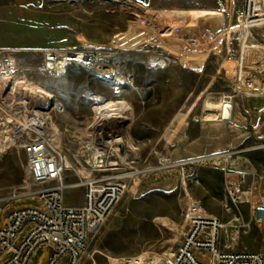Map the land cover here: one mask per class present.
I'll list each match as a JSON object with an SVG mask.
<instances>
[{"label": "rangeland", "instance_id": "1", "mask_svg": "<svg viewBox=\"0 0 264 264\" xmlns=\"http://www.w3.org/2000/svg\"><path fill=\"white\" fill-rule=\"evenodd\" d=\"M242 4L243 0H0V58L12 62L13 79L54 93L65 107L52 117L59 133L55 144L63 149L72 137L85 135L92 115L90 95L98 94L106 106L124 100L120 107L130 111L124 132L141 156V171L92 235L79 264H159L162 254L180 242L193 216L218 215L226 166L247 169V158L254 155L264 163V147L238 152L264 144V99L237 95L232 121L221 124L217 121L223 104L210 106L207 101L237 86L228 51L237 42L235 31L242 28ZM257 26L253 32L264 30V24ZM48 52H80L86 61L98 59L91 65L71 58L64 73L56 69L62 73L58 74L46 67ZM157 56L162 64L154 61ZM255 87L264 93V75L255 78ZM176 140L194 142L200 152L179 160L184 163L178 166H167V158L179 162L165 153L166 143ZM25 160L22 149L9 144L0 131L2 191L20 190L27 179ZM218 188L221 191H215ZM78 193L67 190V198ZM12 205L41 206L30 198ZM242 209L250 219L248 207ZM2 219L0 213V224ZM258 242L259 227L251 221L237 246L256 250ZM49 252V247H39L29 264H45ZM7 256L0 257V264ZM67 258L59 264H66Z\"/></svg>", "mask_w": 264, "mask_h": 264}, {"label": "built area", "instance_id": "2", "mask_svg": "<svg viewBox=\"0 0 264 264\" xmlns=\"http://www.w3.org/2000/svg\"><path fill=\"white\" fill-rule=\"evenodd\" d=\"M239 17L242 28L235 31L237 42L228 51L236 66L237 86L218 94L217 99L208 98L210 106L222 103L231 109L237 95L264 99L255 87V78L264 75V30L251 29L256 22L264 24V0H243ZM45 63L52 70L49 61ZM66 64L61 65L62 73ZM244 68L250 73L244 75ZM13 69L9 59L0 58V131L24 152L27 179L18 192L0 189V257L8 255L1 264H29L41 246L50 248L45 264H59L65 257L66 264H79L90 238L121 200L128 182L141 171L137 166L141 156L122 137L128 120L117 117L113 128L108 123L107 113L120 111L124 100H113L116 110H111L98 94L90 95L92 115L85 135L72 137L71 145L62 149L55 144L58 130L51 126L53 114L64 111L63 103L50 92L47 99L31 104L25 98L28 89H16V83L23 80L13 79ZM219 118L226 120L222 115ZM260 137L264 140V132ZM260 147L264 144L238 152ZM179 163L184 161L169 160L168 165ZM71 189L80 193L69 200L67 190ZM223 191L218 215L193 216L184 239L163 264H264V165L254 170L226 166ZM22 198L38 200L41 206L12 205ZM243 205L250 219L245 218ZM251 221L259 227L256 250L237 246Z\"/></svg>", "mask_w": 264, "mask_h": 264}, {"label": "bare ground", "instance_id": "3", "mask_svg": "<svg viewBox=\"0 0 264 264\" xmlns=\"http://www.w3.org/2000/svg\"><path fill=\"white\" fill-rule=\"evenodd\" d=\"M257 23V22H256ZM254 24L253 26H251V28H253V27H256L257 26V24ZM259 23V22H258ZM258 27V26H257ZM53 55V57H48V55ZM49 54H46L47 55V60L49 61V67H50V69H52V70H55V69H62V66L61 65H64V64H66L67 63V61L68 60H72L71 58H74V59H81L80 61H82V62H85L86 60L84 59V54L81 56V54H80V52H74L72 55H70V54H67V53H59V52H56V53H49ZM52 58V59H51ZM82 58L84 59V60H82ZM50 59V60H49ZM98 59V57H93L92 59H90V60H87L85 63H87V64H94L95 63V61ZM158 61L160 64H162V58L161 57H156V59H154V61ZM4 83H6L5 81H4ZM25 83H21V82H17L16 83V89H22L21 87H23L24 88V86L28 89V91L30 92L29 93V96L28 95H25V98H28V99H30V101L29 102H31L32 104H35L38 100H43V98L44 99H47L48 97H50L51 96V94H49V93H47L46 91H43V90H41V89H38V88H36V87H34V86H32V85H29V84H25ZM108 108H111V110H116L115 109V107L114 108H112V106H107ZM121 110L120 111H118L117 113L116 112H109V113H107L108 115L107 116H109V117H111L109 120H108V123H110L111 125H112V128H113V126H114V124H115V122H117V120H118V118H121V119H129V120H131V115H130V112H128V110H126V109H124L123 107H121L120 108ZM220 115H222L223 116V118L224 119H226V120H223V121H227V120H230L231 119V115H232V111H231V109H230V107H228V106H223V108L221 109V111H220ZM118 117V118H117ZM221 120V121H222ZM52 128H53V130L55 131L56 129H57V126L56 125H54L53 123H52V126H51ZM127 127V126H126ZM125 130H126V128H125ZM124 130V131H125ZM1 133H3L6 137H7V134L5 133V132H1ZM120 134H122V132L120 133ZM128 134L126 133V132H123V136L122 137H124V139H125V145L128 147V148H132V146L131 145H129V142H128V139H127V136ZM121 137V136H120ZM9 144H11L10 143V141H9ZM247 151V150H246ZM227 157H228V155L226 156V158H225V160L227 161ZM167 160H169L168 158H167ZM213 217H215V216H213ZM192 219V218H191ZM191 219H190V221H191ZM190 221H189V224H190ZM189 224H188V228H189ZM187 231H188V229H187ZM187 231H186V233H187ZM186 233L183 235V237H182V239L180 240V242L184 239V237H185V235H186ZM179 242V243H180ZM173 253H174V250L173 251H171V252H166V253H163L162 254V256H161V258H160V261H159V264H163L166 260H168L170 257H172L173 256Z\"/></svg>", "mask_w": 264, "mask_h": 264}, {"label": "crops", "instance_id": "4", "mask_svg": "<svg viewBox=\"0 0 264 264\" xmlns=\"http://www.w3.org/2000/svg\"><path fill=\"white\" fill-rule=\"evenodd\" d=\"M262 103V101H261ZM129 111V110H128ZM130 112V111H129ZM233 116L231 115V121ZM203 121V120H202ZM204 122H208V121H204ZM217 123L221 124V123H226V122H222V121H217ZM200 152V147L199 145H195V143L193 142L192 144L189 142H183V141H173L172 143H166V149H165V153L173 160L179 161V160H183V159H187L190 156H192L195 153H199ZM257 157L254 155L253 157H249L247 158V160L249 161V163H247L246 168L247 169H260L264 163H259L257 160ZM166 165H168V161L167 159L165 160ZM215 191H221V188L216 189Z\"/></svg>", "mask_w": 264, "mask_h": 264}]
</instances>
